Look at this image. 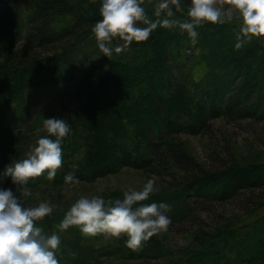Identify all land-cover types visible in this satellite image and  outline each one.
Here are the masks:
<instances>
[{
  "label": "trees",
  "instance_id": "obj_1",
  "mask_svg": "<svg viewBox=\"0 0 264 264\" xmlns=\"http://www.w3.org/2000/svg\"><path fill=\"white\" fill-rule=\"evenodd\" d=\"M14 1L10 4L6 3V0H0V49L7 48L4 50H7L8 55L6 63H0V145L6 150L2 159L0 158V173L4 171L5 166L16 161V157L9 150L11 144L5 142L9 131L12 128L26 127L28 123L20 126L16 121L23 120L30 114V103L36 95L41 96L44 86L53 90V98L58 102L65 96L68 101L62 106L76 100L82 102L80 110L67 120L71 132L65 141L70 147L62 144L63 157L78 154L76 146L83 150L82 159L75 162L63 160V169L57 171L54 180L49 181L45 173V183L56 185L64 181L68 172H80L83 177L88 178L97 175L99 164L108 167L106 154H102L104 151L98 155L99 149L93 146L95 144L92 140H99V137L94 135L91 128L88 130L91 119V105L88 104L94 94L91 95L90 88L85 86H90L92 78L105 74L103 82L114 79L116 84L112 89L119 95L122 104L135 103L139 96L146 98V110H143L141 115L142 119L144 118L146 135H139L137 132L134 134L135 128H129L128 119L126 118L125 122L122 120V127H116L112 132L122 141L120 144L114 142V150L118 155L113 156V162L122 154L130 159L136 158L135 152L144 145L149 153L158 158L170 155L175 165L186 173V178L188 177L185 183L177 184L180 188L172 194L176 197L172 207L174 219L178 221L185 218L187 210L190 209L188 201V204L186 203L189 196L200 197L208 202L215 201V198L221 201L241 200V203L249 205L251 197L246 196L245 192L253 194L255 190H264V167L259 172V168L254 165L229 166L219 160L217 166L204 168L191 155L178 150L167 139L172 130L168 126L171 119H175V126L180 127L179 131L193 132L197 123L205 124L210 118L213 110L208 107L214 103L217 104L219 113L231 118L244 115L264 119V91H258L256 83L248 81L246 84H240L236 78V69L240 64L247 62V55L252 53L260 72L250 75L254 79L260 76L264 81V67L260 65L264 44L255 39L247 42L243 48L235 49L238 32L236 25L225 27V24L206 23L197 28L199 37L195 45H192L187 33H181L179 29L158 27L146 42L134 41L130 45L131 50L126 49L118 56V53L113 52L110 59L104 56L107 65L101 62L97 66L94 59L99 48L91 29L102 19L100 7H97L101 0ZM184 1L186 5H190V0ZM24 9L27 17L22 23L19 11ZM178 13L175 14L177 18H187V12L181 10ZM149 16L155 19L153 12ZM61 18L69 22V27L59 24L60 20L57 19ZM217 33L231 39L234 44L228 40L229 43L220 45L219 40H216L218 38H215ZM82 40H87L86 44L93 46L94 50L90 53L82 51ZM257 49L261 51L256 52ZM232 56L241 57L239 60L242 62H238L236 67L235 63L230 61ZM219 69H224V72ZM80 71L83 72L80 81H73L74 74ZM72 81V85H77L67 88L64 86ZM124 81L132 84L124 86ZM190 83L193 85H189ZM195 84L197 86L193 88ZM56 85L59 94L55 89ZM242 85L245 86L241 87ZM189 87L193 89L189 90ZM225 96H229V99L225 104H221L220 99ZM48 114L50 118L55 116L51 110ZM127 114L129 115L128 111ZM131 117L134 118V114ZM189 117L191 120H188ZM155 120L161 122L156 124ZM97 143L100 150H106L104 145ZM22 159H25V156L19 160ZM73 164L78 167L73 169ZM39 179L40 177L29 180L28 184ZM5 181L10 183L11 179ZM206 187L210 192H203ZM252 205L259 208L254 213L258 216L251 226L216 227L215 231L208 232L215 240L200 241L198 246H203V249L193 251L196 245L187 251L185 257H179L168 264H264V211L261 210L264 205L260 207L258 202H253ZM251 217L252 214H248L245 219ZM48 221L43 220V225L54 230L61 222ZM238 228L245 229L246 232L241 234ZM44 232L46 233L45 229ZM54 232L61 239L59 250L56 252L57 259L62 257L60 260L65 262L78 258L85 242L92 239L84 236L75 226L63 232ZM144 244L142 252L149 248L150 242ZM233 250L238 251L233 253Z\"/></svg>",
  "mask_w": 264,
  "mask_h": 264
},
{
  "label": "rangeland",
  "instance_id": "obj_2",
  "mask_svg": "<svg viewBox=\"0 0 264 264\" xmlns=\"http://www.w3.org/2000/svg\"><path fill=\"white\" fill-rule=\"evenodd\" d=\"M14 2V0H6V3L11 4ZM156 2L157 0H151V3H149L148 0H145L143 6L148 12V15H150L151 12L154 13ZM100 6L101 3H99V5L97 4V7ZM189 6L185 4L184 0H181V10L183 12H187ZM25 10L26 9L19 11V18L22 23L27 17L24 14ZM175 14L179 13L175 12ZM234 15V21L232 23H225V27L240 23L238 13ZM58 20H60V25L69 27L70 24L68 21H64L62 18L57 19V21ZM175 36L176 35H174V37ZM215 38H218L216 40H219L218 43L222 46H224L228 40H231L227 37L224 38L219 33L215 34ZM255 39L262 45L264 44L263 38H253L252 40ZM85 41L87 40L81 41L83 43H80V48H82V51L90 53L94 50V47L86 44ZM122 43L123 42L118 38L114 39L113 52H115V46ZM230 43H233V41L231 40ZM4 49H0V63L2 64L6 63L5 61L8 57L6 53L7 50ZM127 50H131V47L129 46ZM96 51L97 53H95L94 61L97 66L98 64H101V62L104 65H107L103 53H101L99 49ZM259 51L261 50L257 49L256 52ZM122 53L123 52L118 53L117 56ZM261 55L262 59L260 60L262 64H259L264 67V53L262 52ZM240 58L241 57L236 58L235 56L231 57L230 61L235 63L234 67L237 66L238 62H242L239 60ZM246 61L247 62L243 63V65L240 64L236 69V78L238 79V82L240 84H246L248 81L252 84L256 83L258 91H264V81L260 76H258L257 79H254V77L250 75L259 74L260 72L256 63L255 55H252V53L247 55ZM219 71L224 72V69H219ZM65 74H67V72ZM82 74V71L75 73L73 81L79 82ZM250 76L252 78H250ZM104 77L105 74L97 75L92 78L90 86H85L90 88L91 95L94 94L91 98L92 100H90L88 104L91 105L89 108L91 119L88 123V130L91 128L94 135L99 137V140H95L96 138L92 140L95 144L93 146L99 149L97 151L98 155L104 151L102 154H106L108 167H105V164H99L100 167L98 168L97 175L90 177L87 176L88 178L83 177V174L80 172L74 174L79 180V183L75 184H65L64 181L56 185L45 183L44 177L41 176L39 181L36 180L25 186H15L12 182L9 183L4 181L3 184H0V187L12 188L17 194H20L24 188H27L31 193L30 196L25 197L29 206H37L42 201L50 202L53 207V212L43 220L48 219V222H53L56 220L62 221L66 211L80 196L91 197L93 195H98L105 200L122 199L124 190L129 187L140 190L148 179H154L156 181V191L150 195L148 200L142 203L150 204L153 202H163L169 204L171 206V211L168 215L171 217L172 223L169 225L166 232L154 235L150 240L146 241L148 243L150 242V245H148L150 250L147 248L146 251L144 250L142 252L145 245L144 243L140 250H131L126 246V236H121L117 239L100 235L92 237V239L85 242L78 258H73L72 260L68 259V261L65 262L64 260H60L62 257H59V264H168L171 261L177 260L179 257H185L187 251L194 248L196 245L197 246L193 251L201 248L203 249V246H198L200 241L207 242L209 240H215V238H213L212 235H209L210 233L208 232L215 231L216 229L214 228L216 227L227 225L226 227L228 228L233 225H242L245 228L251 226V223L257 218L256 216H258L254 215V213L259 208H256L252 204L253 202H258L260 207L264 205V190H255L253 194L245 192L246 196L251 197V203L249 205L241 203V200L221 201L215 198V201L208 202L202 200L200 197L189 196L186 203L188 201L190 209L187 210L185 218L177 221L172 217V207L174 206V200L176 199L172 194L178 192L180 185L177 184L185 183V180H187L188 177L186 178V173L175 165L170 155L158 158L149 153L148 148L142 145L139 151L135 152L136 158L130 159L128 156L122 154L118 157L116 162H113V156L115 157V155H118L114 150V142L120 144L122 141L117 135H115L117 136V138H115L112 132H114V128L122 127V120L125 122V119H128V121H126L130 125L129 128H135L133 132L134 134L137 132L139 135H146V130L143 124L145 123L144 118L142 119L141 116L143 110H146V98L145 96H139V99L135 103L130 105L122 104L120 102L121 98L112 89V86L116 84L114 79L104 83ZM197 77L200 76L197 75ZM73 81L64 86L66 88L71 87ZM122 84L124 86H130L132 83L124 81ZM76 85L77 83H74L72 86ZM189 85L192 86L193 84L190 83ZM196 86L197 85L195 84L193 88ZM243 86L245 85H242L241 87ZM48 87L49 86H44V90L41 91V96L36 95L32 99L30 103V105H32L30 114H27L23 120L16 121L20 126L25 122L28 123L26 125L27 128H12L7 135L5 142L11 144L9 150L12 152L13 156L16 157L15 160H19L23 156L26 158L31 148L35 146L36 141L41 136L48 135L46 129L43 127V121L50 118L48 111L51 110L55 113V116H52V118H61L67 121L75 116L77 111L82 107V102L78 100L62 106V104L66 103L68 100L63 96V100L58 102L53 98V90L47 89ZM193 88L189 87V90H192ZM55 89L59 94L58 85L55 86ZM228 94H230V92H228ZM228 99L229 96L220 99L221 104H225ZM208 108L213 110L210 118L205 124L202 122H200V124L197 123V125L194 126L195 131L193 132L179 131L180 127L175 126V119H171L168 126L172 130H170V136L166 138L172 143V145L176 146L178 150H182L191 155L196 162L204 166V168L211 169L217 166L218 161L220 160V162H225V164H228L229 166L242 167L245 165H254L259 168L260 172L264 167V119L252 116L244 117V115H241L238 118H231L226 116V114L219 113L216 103L209 105ZM43 111L44 113H42ZM127 111L129 112V115L127 114ZM133 114L135 116L134 118L131 117ZM188 120H191V117H189ZM160 122V120H155L156 124H159ZM163 122H165V120H163ZM198 127L200 128L198 129ZM51 138L54 139V137ZM97 142L104 145L106 150H100V145L98 146ZM62 144L70 147L65 139ZM80 148V146H76V152L78 154H75L74 156L71 155L70 157H63L64 162H66V160L75 162L82 159L83 150H80ZM5 151L0 145L1 159L5 154ZM1 159L0 163H2ZM62 169L63 168H60L59 170ZM204 186L205 184H203V187ZM203 192H210L209 188H204ZM261 210L264 211V209ZM248 214H252V217L250 219H245ZM43 220L37 221L36 226L41 227L43 230L45 229L46 233H51L55 230L59 231L58 228L55 230L46 228L43 225ZM262 221V224H264V219H262ZM244 223L245 225H243ZM262 227L264 229V225ZM238 230L241 234L246 232L245 229L238 228ZM201 237L204 238L202 239ZM237 251L233 250L232 252L236 253ZM132 252H134V254H132Z\"/></svg>",
  "mask_w": 264,
  "mask_h": 264
},
{
  "label": "clouds",
  "instance_id": "obj_3",
  "mask_svg": "<svg viewBox=\"0 0 264 264\" xmlns=\"http://www.w3.org/2000/svg\"><path fill=\"white\" fill-rule=\"evenodd\" d=\"M144 4L145 0H101L102 19L94 24L92 34L104 56L112 57L114 39L123 42L114 48L116 53H121L134 41L146 42L158 27L179 29L181 33H187L195 45L198 27L206 23H232L236 13L240 23L236 25L235 49L243 48L253 38L264 37V0H190L186 19L177 18L174 13V9L181 11V0H157L155 19L148 15ZM43 127L48 135L36 141L25 159L5 166L0 173V184L10 178L13 185L25 186L29 180L45 173L49 181L55 179L63 166L62 143L70 134L71 126L64 119L47 118ZM71 167L78 166L73 164ZM64 182L75 184L79 180L73 172H68ZM155 184L154 179H148L140 190L129 187L123 191L122 199L80 196L57 228L63 232L75 226L86 237L102 235L119 239L126 236V246L138 251L144 242L166 232L172 223L168 215L169 204L142 203L156 191ZM30 195L27 188L17 194L12 188L0 187V264H59L56 252L61 244L60 236L56 232L46 234L36 226L37 221L52 214L53 207L48 201L29 206L25 197Z\"/></svg>",
  "mask_w": 264,
  "mask_h": 264
}]
</instances>
